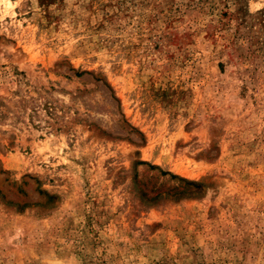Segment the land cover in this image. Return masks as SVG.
<instances>
[{
    "label": "rangeland",
    "instance_id": "374dc122",
    "mask_svg": "<svg viewBox=\"0 0 264 264\" xmlns=\"http://www.w3.org/2000/svg\"><path fill=\"white\" fill-rule=\"evenodd\" d=\"M0 264H264V0H0Z\"/></svg>",
    "mask_w": 264,
    "mask_h": 264
},
{
    "label": "trees",
    "instance_id": "16d2710c",
    "mask_svg": "<svg viewBox=\"0 0 264 264\" xmlns=\"http://www.w3.org/2000/svg\"><path fill=\"white\" fill-rule=\"evenodd\" d=\"M141 164H144V163H141ZM183 181H185V180H183ZM187 184H188L189 186H193V187H195L196 189H199V188H200V186H199L198 184H192L191 182H187Z\"/></svg>",
    "mask_w": 264,
    "mask_h": 264
}]
</instances>
